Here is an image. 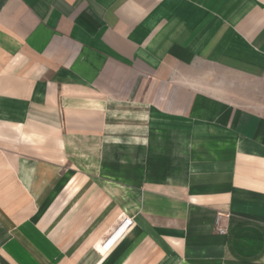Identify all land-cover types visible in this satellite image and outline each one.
I'll return each mask as SVG.
<instances>
[{"label":"crops","instance_id":"1","mask_svg":"<svg viewBox=\"0 0 264 264\" xmlns=\"http://www.w3.org/2000/svg\"><path fill=\"white\" fill-rule=\"evenodd\" d=\"M0 264H264V0H0Z\"/></svg>","mask_w":264,"mask_h":264},{"label":"built area","instance_id":"2","mask_svg":"<svg viewBox=\"0 0 264 264\" xmlns=\"http://www.w3.org/2000/svg\"><path fill=\"white\" fill-rule=\"evenodd\" d=\"M220 217H221L220 214L216 216L214 224L219 233H224L225 231L219 227ZM131 223H132V220L130 218L124 217L122 223L118 226V229L122 228L123 231H126L130 227Z\"/></svg>","mask_w":264,"mask_h":264},{"label":"bare ground","instance_id":"3","mask_svg":"<svg viewBox=\"0 0 264 264\" xmlns=\"http://www.w3.org/2000/svg\"><path fill=\"white\" fill-rule=\"evenodd\" d=\"M117 239V238H116Z\"/></svg>","mask_w":264,"mask_h":264}]
</instances>
